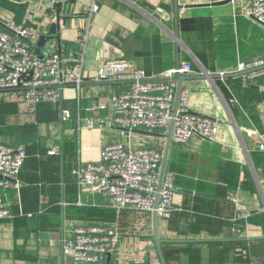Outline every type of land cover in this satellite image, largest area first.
Masks as SVG:
<instances>
[{
	"label": "crops",
	"instance_id": "0c3cea01",
	"mask_svg": "<svg viewBox=\"0 0 264 264\" xmlns=\"http://www.w3.org/2000/svg\"><path fill=\"white\" fill-rule=\"evenodd\" d=\"M96 1L99 9L90 18L87 12L93 0H0V17L18 24L36 25L42 21L43 34L35 39V44L41 36H58L59 40L49 42L46 48L58 54L64 66L80 71L86 81L79 90L78 108L77 92L72 87L62 92L63 102L68 104L63 108L71 113L72 126L66 136L76 141V161L98 162L100 150L119 140V131L111 126L110 95L127 90L129 85L93 82L106 60L123 58L129 65L144 69L150 78L174 69L177 63L190 62L193 74L183 81V89L189 93V110L215 118L220 125L213 143L195 137L185 147L171 146L167 171L176 175L174 208L180 211L171 218L173 228L169 226L171 219H158L160 239L168 241L162 245L165 262L264 264V240H258L264 238V222L246 225L240 231L223 228L215 235L201 224L202 217L212 219L218 211L225 213L217 205L227 202L232 192H238L239 197L234 214L235 210L251 211L252 216L264 214V152L258 150L255 134L264 124L263 81L258 79L252 84L242 76L210 79L204 75L229 73L239 62L263 58L264 25L246 17L248 0L235 3L178 0L177 40L174 0ZM230 99H234L233 104ZM53 107L56 108L41 105L31 115L20 91H0V142L24 145L31 158L39 156L36 150L46 149L38 138L45 123L42 114L51 113ZM91 107L104 109L92 113L88 111ZM77 117L81 121L103 120L104 124L102 128L82 130L76 135L70 132ZM130 137L133 147L162 142L164 145L161 138L135 132ZM59 151L60 144L58 154ZM38 160L29 162L21 174L19 205L24 216L14 207V218L0 221V264H74L63 254L62 242L74 227L94 222L65 219L62 237L60 197L56 199L55 192L58 184L60 194V176L58 182L52 176L46 177ZM75 193L70 204L64 202V209L76 207L73 204L77 188ZM80 193L85 206L77 208L105 207V195L87 189ZM206 201L214 204L204 206ZM149 216L140 232L120 235L116 251L106 258V264H127L135 259L160 264L150 240ZM232 219L230 222L236 221ZM180 240L191 242H172Z\"/></svg>",
	"mask_w": 264,
	"mask_h": 264
},
{
	"label": "built area",
	"instance_id": "2783aa9c",
	"mask_svg": "<svg viewBox=\"0 0 264 264\" xmlns=\"http://www.w3.org/2000/svg\"><path fill=\"white\" fill-rule=\"evenodd\" d=\"M210 2H230L237 0H208ZM99 9L93 0L87 14L91 18ZM245 15L254 23L264 25V0H248ZM43 34V23L18 24L0 17V91H20L23 95L27 112H37L41 105L59 107L63 102L62 92L72 87L76 92L75 102L79 107V90L86 83L78 70L63 65L58 54L46 48L44 53L35 49V39ZM174 68L163 72L157 78H150L142 68L129 65L123 58L106 60L94 83H126L128 89L110 95L111 126L119 131L118 141L107 143L99 152L98 162L82 163L76 161L70 167L77 188V199L73 206L84 207L81 199L83 189L106 196L105 208L117 213L125 210L151 215L154 208L159 168L162 158L163 142L159 145L133 147L131 135L137 131L156 134L166 133L171 122V110L177 83L176 73L183 76L193 74V64L182 61ZM229 74H242L248 83L263 81L264 57L261 59L238 63L229 73H219V79ZM204 75L209 78L205 73ZM189 93L182 88L172 130V147H185L195 137L213 143L220 122L193 114L189 110ZM230 104L234 99L229 100ZM103 107H91L88 111L95 113ZM70 111L63 108L62 122H69ZM75 127L70 133L78 134L82 130H94L103 127L104 121L76 118ZM68 134V133H66ZM257 148L264 152V124L255 132ZM70 135V134H68ZM58 154L53 148L50 156ZM27 160L24 145L11 146L0 142V221L14 218V207H18L20 216H24L19 205L22 187L21 173ZM176 175L166 171L157 205L158 219L168 221L179 212L174 208V186ZM14 195L16 198H14ZM238 192H232L226 200L238 208ZM236 208V209H237ZM253 213L235 210L232 221L247 220ZM31 217V215H27ZM117 227L110 223L90 222L72 229L62 242L63 254L70 257L74 264H106L107 256L112 255L120 238ZM127 264H149L132 260Z\"/></svg>",
	"mask_w": 264,
	"mask_h": 264
},
{
	"label": "trees",
	"instance_id": "16d2710c",
	"mask_svg": "<svg viewBox=\"0 0 264 264\" xmlns=\"http://www.w3.org/2000/svg\"><path fill=\"white\" fill-rule=\"evenodd\" d=\"M64 107H68V104L63 102ZM42 119L47 121V119L51 120L53 116L52 113L49 114H42ZM77 146L75 139L71 137H67L65 135L63 147H62V157L64 159V202L70 204L73 197L75 196L76 191V182L73 175H70V167L76 162L77 160ZM27 153V160L25 166L29 162H33L34 158L28 155V151L26 148ZM50 156V155H49ZM52 156L59 157V154H55ZM50 156V157H52ZM60 160V157H59ZM24 166V168H25ZM169 167V166H168ZM167 167V170L169 168ZM22 174V173H21ZM22 177V176H21ZM210 204H214L213 202H208L204 204V206H208ZM212 206V205H211ZM218 208L223 210L225 213H221L220 211L216 212L215 216L211 219L209 217H202L201 224L203 228L207 231L211 232L212 235L219 234L223 228H233L236 230H243L246 225L256 224L259 225L260 223L264 222V214H260L257 216H251V218L247 220L236 219L235 222H230V220L234 216V206H231L229 203L219 202ZM65 211V219L68 221H78V222H103V223H110L117 227L118 232L121 235L126 234H136L140 232L145 225L150 220L149 214L143 212H133L129 210H125L123 212L117 213L113 210L106 209L103 206H89L85 208H77V207H70L67 206L64 209ZM169 226H172V219L169 223Z\"/></svg>",
	"mask_w": 264,
	"mask_h": 264
},
{
	"label": "water",
	"instance_id": "95a60500",
	"mask_svg": "<svg viewBox=\"0 0 264 264\" xmlns=\"http://www.w3.org/2000/svg\"><path fill=\"white\" fill-rule=\"evenodd\" d=\"M179 15H180V11H179V5H178V0H174L173 1V22H174V29H175V34L174 37L178 40L179 39V29H178V22H179ZM59 37L58 36H41L39 37V39L37 40L36 44H35V49L36 51H38V53H42L45 52L44 50H46L47 44H49V42H53V41H58ZM177 47V53L179 50L178 47V43L176 44ZM179 65L178 63L176 64V68H178ZM242 74H229V76H227L226 78L229 77H241ZM210 79H215V78H219L217 75H211L209 76ZM187 79V77L176 73L174 82L177 83V87H176V92H175V96H174V104H173V108L171 110L170 116H171V122L169 124V127L166 131V133L164 134H156V133H150V132H146V131H137L135 132V134L137 135H144V136H148V137H152V138H161L164 140V145H163V149H162V158H161V162H160V168H159V178H158V184L156 187V194H155V200H154V205H153V212L151 213V226H152V235L150 236V240L153 242V244L155 245V249H156V255H157V259L158 262L160 264H167V262H165L164 259V255H163V249H162V245L165 242H168L166 240L160 239L159 236V226H158V216H157V205H158V201H159V194H160V189L162 187V181L164 178V175L167 171V166H168V162H169V157H170V151H171V140H172V130L174 127V123H175V117L177 114V108H178V97L179 94L183 88V81ZM101 85V84H98ZM60 106H59V122L60 125H63L62 122V112H63V104H62V100L60 101ZM60 151H59V157H60V171H59V175H60V211H61V220H60V229L62 231V237L64 234V222H65V211H64V159L62 157V147H63V142L64 139L62 137V135L60 136ZM245 174L247 173V171L245 169H243ZM240 241H246L247 239H239ZM258 240H264V238H259ZM174 243H188L191 241H186V240H180V241H172ZM109 257V256H107Z\"/></svg>",
	"mask_w": 264,
	"mask_h": 264
},
{
	"label": "rangeland",
	"instance_id": "374dc122",
	"mask_svg": "<svg viewBox=\"0 0 264 264\" xmlns=\"http://www.w3.org/2000/svg\"><path fill=\"white\" fill-rule=\"evenodd\" d=\"M54 110L51 111L52 117L51 121L48 122L44 121V125H42L40 132L38 134V138L41 139L46 146L45 150H36L37 154L39 156L34 155L33 157L36 158L38 162V166L43 167V171L45 172V176L48 177L52 176L55 179V182H58L59 180V170H60V163H59V157L57 156H49V153H51L53 148H58L60 144V136L62 135L63 139L65 138L66 132L71 128V121L63 122V125L61 126L58 120L59 118V108L53 107ZM9 117H6L4 120L7 121ZM32 120V119H31ZM118 135V133H117ZM163 140V139H162ZM45 177V178H46ZM56 192V199L59 200L60 194L59 192V186L55 187ZM57 202V201H56ZM42 210V209H41Z\"/></svg>",
	"mask_w": 264,
	"mask_h": 264
}]
</instances>
